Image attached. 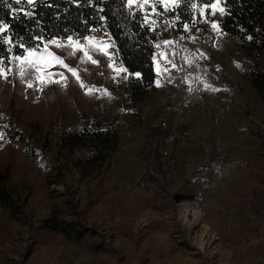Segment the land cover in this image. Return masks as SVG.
<instances>
[{
    "label": "rangeland",
    "instance_id": "374dc122",
    "mask_svg": "<svg viewBox=\"0 0 264 264\" xmlns=\"http://www.w3.org/2000/svg\"><path fill=\"white\" fill-rule=\"evenodd\" d=\"M210 8L191 30L155 33L157 77L140 101L102 33L50 38L0 69V170L19 204L0 209V264H264V94L250 84L264 56L221 33L220 0ZM52 40L65 47L45 50ZM92 117L117 144L89 173L76 162L86 152L66 154L60 140ZM13 132L24 141L10 144ZM44 219L90 230L74 242Z\"/></svg>",
    "mask_w": 264,
    "mask_h": 264
},
{
    "label": "trees",
    "instance_id": "16d2710c",
    "mask_svg": "<svg viewBox=\"0 0 264 264\" xmlns=\"http://www.w3.org/2000/svg\"><path fill=\"white\" fill-rule=\"evenodd\" d=\"M215 1L176 0L172 4L175 7L167 5L169 11H165V5L158 4L156 12L159 15L151 17L155 25H146L145 11L151 12V7L140 11L134 6L129 9L128 0H35L32 5L27 0L21 4H16L15 0H2L0 27L8 24V29L0 32V69L9 72L5 69L10 70L12 58L25 55L29 47L40 49L50 38L65 40L71 36L78 40L92 33H102L114 43L128 74L130 94L134 100L140 101L157 77L155 33L165 27L178 32L191 30L199 25L201 18L211 20L210 6ZM220 1L224 10L219 23L221 33L235 39L248 56H264V0ZM13 9L17 11L13 12ZM25 12H31L32 16L25 15ZM250 84L258 94H264V64L252 70ZM7 139L10 144L24 141L16 132L10 133ZM60 143L66 154L74 155L84 150L86 153L76 159L77 165L83 171L93 173L100 171L109 159L116 147L117 135L106 128L105 123L92 117L82 120L78 131L63 134ZM60 166L55 167L57 175L61 174ZM58 177L61 179L63 174ZM9 179V172L0 170V209L15 213L19 204L11 192ZM43 222L46 231L74 242L83 241L90 230L82 219H44Z\"/></svg>",
    "mask_w": 264,
    "mask_h": 264
},
{
    "label": "snow or ice",
    "instance_id": "6c2138e0",
    "mask_svg": "<svg viewBox=\"0 0 264 264\" xmlns=\"http://www.w3.org/2000/svg\"><path fill=\"white\" fill-rule=\"evenodd\" d=\"M15 2H16V4H21V3L23 2V0H15ZM0 3H2V0H0ZM27 3H28L29 5H32V4L35 3V0H27ZM162 3H163V0H153V3H152L151 5H149V4H148V0H145L144 3H137V4H136V9H137V11H140L141 9H145V10H147L149 7H151V12L145 11L144 23H145L146 25H148L149 23H151L152 25H155V20H152L151 17L154 16V15H159V13L156 12V5H158V4H162ZM128 7H129V9H131V8L133 7V0H128ZM172 7H175V5H172ZM192 7L195 8L196 5H192ZM169 10H170V8H169L167 5H165V11H169ZM15 11H17V10H16V9H13V12H15ZM24 14H25V15H28V16H32V13H31V12H25ZM220 14H221V15L224 14V10H223V9H220ZM177 19H179V17H178ZM193 23H195V21H193ZM184 27H185V29H187V28H188V25L185 24ZM212 27H213L214 29H216V28H217V25L214 23V24H212ZM7 29H8V24H3V26L0 27V32H4V31L7 30ZM37 39H41V37H37ZM86 39L91 40V39H94V38H86ZM68 40H69V42H71V41L73 40V38L70 36V37H68ZM77 43H79V42L77 41ZM164 43H165V44H171L172 42H171V41H165ZM49 44H54V45H56V47H58V48H59V47H65V45L61 44L60 42H58V41H56V40H52V41H47V42L44 44V48H45V50H47V47H48ZM20 47L23 48V47H24V44L21 43V44H20ZM67 47H71V43H70L69 45H67ZM82 49H85V45H79V48H78V49H75L74 51H78V50H82ZM38 50H39L38 48H35V49H34V48H31V47H29L28 49H26V51H27L29 54L35 53V52H37ZM74 51L71 52V53H69V54H70V55H71V54H74ZM49 55H52V54L49 53ZM84 56H85V57L88 56L87 51L84 52ZM88 58L91 59L90 57H88ZM16 59H22V57L17 56ZM56 59L59 61L60 64H62L65 68H67L68 71L72 72V74H73L74 76H76L77 79L79 80V76H78V74H77V72H76L75 69L70 68L67 64H64V61L61 60L59 57H56ZM81 59L83 60L84 57H81ZM91 62L94 63V64H95V63H98V61H96V60H91ZM0 63H2V62H0ZM110 66H111V65H110ZM29 67L32 68V69H34L37 73L40 72V67L37 65V63H36L34 60L31 61V62L29 63ZM173 67H175V66L173 65ZM5 71H9V70H8V69H5ZM23 74H24V73H23V70H22V71H21V75H23ZM60 75H63V73H60ZM124 79H128V77L125 76ZM31 86H32V85L30 84L29 87H31ZM81 86H82V87H86L83 83H81ZM91 90H92V89H89V91H91Z\"/></svg>",
    "mask_w": 264,
    "mask_h": 264
},
{
    "label": "built area",
    "instance_id": "2783aa9c",
    "mask_svg": "<svg viewBox=\"0 0 264 264\" xmlns=\"http://www.w3.org/2000/svg\"><path fill=\"white\" fill-rule=\"evenodd\" d=\"M164 26H165V25H164ZM159 126H160L163 130H165V128L167 127V124H166L165 121H163V122H161V123L159 124ZM172 141H173L172 137H168V138H166V140H165L166 143H172Z\"/></svg>",
    "mask_w": 264,
    "mask_h": 264
}]
</instances>
